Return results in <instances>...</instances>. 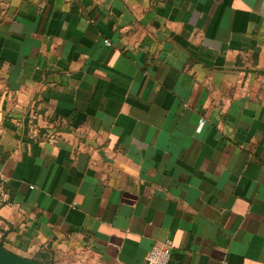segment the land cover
Listing matches in <instances>:
<instances>
[{
    "label": "crops",
    "instance_id": "0c3cea01",
    "mask_svg": "<svg viewBox=\"0 0 264 264\" xmlns=\"http://www.w3.org/2000/svg\"><path fill=\"white\" fill-rule=\"evenodd\" d=\"M0 182L42 264H264V0H0Z\"/></svg>",
    "mask_w": 264,
    "mask_h": 264
},
{
    "label": "built area",
    "instance_id": "2783aa9c",
    "mask_svg": "<svg viewBox=\"0 0 264 264\" xmlns=\"http://www.w3.org/2000/svg\"><path fill=\"white\" fill-rule=\"evenodd\" d=\"M107 45L111 44L109 39L104 40ZM204 119H201L199 127H201L204 123ZM0 188L2 200L6 201L8 199V193L5 191L3 183L0 182ZM172 253V244L169 241L161 242V243H153V245L147 251L144 261L142 264H169V260Z\"/></svg>",
    "mask_w": 264,
    "mask_h": 264
},
{
    "label": "water",
    "instance_id": "95a60500",
    "mask_svg": "<svg viewBox=\"0 0 264 264\" xmlns=\"http://www.w3.org/2000/svg\"><path fill=\"white\" fill-rule=\"evenodd\" d=\"M0 264H39L32 259L17 255L0 245Z\"/></svg>",
    "mask_w": 264,
    "mask_h": 264
},
{
    "label": "trees",
    "instance_id": "16d2710c",
    "mask_svg": "<svg viewBox=\"0 0 264 264\" xmlns=\"http://www.w3.org/2000/svg\"><path fill=\"white\" fill-rule=\"evenodd\" d=\"M0 245L3 246L2 243H0ZM33 261H35V262H37V263H39V264H42V263H40V262L37 261V260H34V259H33Z\"/></svg>",
    "mask_w": 264,
    "mask_h": 264
},
{
    "label": "rangeland",
    "instance_id": "374dc122",
    "mask_svg": "<svg viewBox=\"0 0 264 264\" xmlns=\"http://www.w3.org/2000/svg\"><path fill=\"white\" fill-rule=\"evenodd\" d=\"M51 264H54V263H51Z\"/></svg>",
    "mask_w": 264,
    "mask_h": 264
}]
</instances>
